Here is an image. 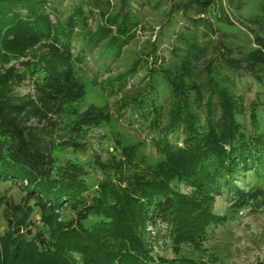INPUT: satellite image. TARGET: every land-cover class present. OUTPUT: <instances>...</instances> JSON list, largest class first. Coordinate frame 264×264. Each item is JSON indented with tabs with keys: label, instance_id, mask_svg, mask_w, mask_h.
<instances>
[{
	"label": "trees",
	"instance_id": "trees-1",
	"mask_svg": "<svg viewBox=\"0 0 264 264\" xmlns=\"http://www.w3.org/2000/svg\"><path fill=\"white\" fill-rule=\"evenodd\" d=\"M109 2L80 0L65 15L52 0H0L2 62L13 51L47 42L29 73L9 70L19 80L30 76L31 94L0 82V180L11 178L23 189L18 200L0 190L7 220L0 233V264H210L205 256L156 255L154 245L161 236L175 248L203 241L209 227L226 219L213 208L216 195L225 194L237 209L264 208V188L237 181L249 170L264 172V129H245L238 118L245 111L242 94L217 79L213 69L219 57L234 70L251 72L264 90V15L254 18L263 33H255L257 47L245 55L233 57L229 44L215 43L214 60L204 65L205 80L194 75L207 48L191 43L178 61L149 67V76L162 71L169 93L164 101L141 87L124 95L121 108L132 107L144 120L150 116L148 124L157 130L150 138L160 156L156 161L148 160L139 143L122 144L106 158L93 150L88 159L76 155L88 148V130L109 122L113 112L93 102L80 108L86 90L75 65L103 41L115 44L118 55L138 24L129 0L105 12ZM214 2L177 1L171 9L201 14ZM218 19L234 23L226 12ZM152 61L160 63L157 56ZM136 64L114 75L108 71L109 93L121 92ZM257 107L256 99L249 100L254 125ZM92 168H98V178L91 176Z\"/></svg>",
	"mask_w": 264,
	"mask_h": 264
},
{
	"label": "rangeland",
	"instance_id": "rangeland-1",
	"mask_svg": "<svg viewBox=\"0 0 264 264\" xmlns=\"http://www.w3.org/2000/svg\"><path fill=\"white\" fill-rule=\"evenodd\" d=\"M52 1L65 15L80 2V0ZM109 1L110 5L105 3L102 8L105 12L108 10L114 12L121 4V0ZM129 1L130 8L138 20L134 37L122 46L118 55H115V44L106 46L103 41L87 53L81 63L75 65L76 76L84 83L86 90L84 97L79 101L80 108L83 109L93 102L105 104L113 112L109 122L88 130L85 138L88 141L86 152L76 153L81 159H88L92 150L102 158H106L122 144L139 143L142 152L147 153L148 160L156 161L160 156L155 151L150 138L157 130L152 129L148 124L150 116L144 120L134 113L132 107L127 105L121 108L120 104L123 102L124 95L129 94L128 92L136 87H141L143 91L149 89L150 94L158 93L157 96L164 101L169 93L163 85L162 71L158 70L154 76L152 74L149 76L151 65H159V68L170 65L178 61L179 56L190 48L191 43L203 45L207 50L204 52L205 55L200 56L197 61L194 78L205 80L204 65L208 60H214L216 54L214 45L218 40H222L233 48L231 56L241 57L242 54L245 55L257 47L255 33H263L254 18L264 15V0H214V4L201 14L193 10L185 14L179 6L171 9L173 2L185 0ZM232 3H240L241 6L236 8ZM224 12L234 20L233 24H227L218 19V15ZM100 19V15L96 16L92 21L93 26ZM46 47L47 42L40 41L21 52L13 51L16 54H12L7 61L0 60V74H3L0 80H5L0 82H4L6 88L10 86L12 91L19 94H31L33 91L30 76L19 80L9 70L13 68L16 73H29V67L38 62V58L46 51ZM155 56L160 63L152 61ZM136 61V71L128 76L127 85L121 92L109 93V89L105 88V77L108 71L114 75L128 68L130 70ZM213 69L217 79L229 85L235 92L242 94L245 111L239 114L238 118L245 129L253 130L254 127L264 129L263 82H259L251 72L234 70L219 57L214 60ZM150 80L152 85L148 86ZM155 83L156 87H154ZM142 96L144 97V94ZM251 99L258 101L255 125L249 117L248 103ZM162 117L165 118V111ZM168 134L171 137L170 131ZM66 155L73 157L74 153L68 152ZM90 174L93 178L100 176L98 168H92ZM12 180L11 178L6 181L0 180V190L6 189L13 198L18 200L23 194V189L18 182ZM237 181L247 187L258 184L264 188V172L256 175L249 170ZM181 188L188 189L182 184ZM213 208L217 212L225 213L226 219L218 225L209 227L203 241L199 244L182 242L175 248L171 240L161 236L160 239L163 241L154 245V253L168 257L178 253L194 257L205 256L210 264H264V208L257 211L237 209L225 194L215 196ZM66 214L71 216L72 212L68 210ZM34 218H39L37 212L34 213ZM6 226L7 220L3 210L0 209V233L4 232Z\"/></svg>",
	"mask_w": 264,
	"mask_h": 264
}]
</instances>
